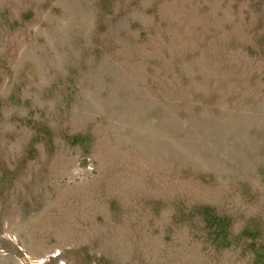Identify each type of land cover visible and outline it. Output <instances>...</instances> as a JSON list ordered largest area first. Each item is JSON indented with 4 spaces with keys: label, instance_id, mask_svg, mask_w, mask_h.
<instances>
[{
    "label": "rangeland",
    "instance_id": "rangeland-1",
    "mask_svg": "<svg viewBox=\"0 0 264 264\" xmlns=\"http://www.w3.org/2000/svg\"><path fill=\"white\" fill-rule=\"evenodd\" d=\"M0 264H264V0H0Z\"/></svg>",
    "mask_w": 264,
    "mask_h": 264
}]
</instances>
